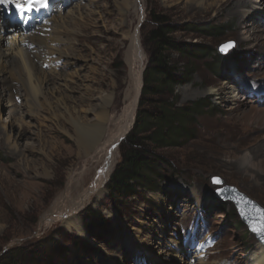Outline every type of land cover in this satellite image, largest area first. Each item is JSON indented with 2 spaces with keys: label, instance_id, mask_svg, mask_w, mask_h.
I'll list each match as a JSON object with an SVG mask.
<instances>
[{
  "label": "rangeland",
  "instance_id": "rangeland-1",
  "mask_svg": "<svg viewBox=\"0 0 264 264\" xmlns=\"http://www.w3.org/2000/svg\"><path fill=\"white\" fill-rule=\"evenodd\" d=\"M67 1V6L63 7V1L50 0L49 5H55L49 14L51 21L59 13H64L66 19L73 16L78 2L82 6L90 5L91 10H96L94 17H97L111 6L116 10L118 3L133 4L136 0ZM141 2L142 19L140 12L126 22L118 16L115 23L106 25L112 35L108 37L111 43L106 41L108 47L103 55H99L98 42L84 41L83 50L81 46L63 45L82 56L74 61L73 66L63 67L64 61L53 65L57 66V75L65 77L60 78L61 82L67 79L63 83L70 88L66 94L72 96L75 103L88 91L85 104L77 106L78 110L70 115L60 112V116L56 112L58 117L54 116L47 105L41 108L33 104L20 84L12 88L14 96L11 101L17 106L23 104V109L15 110L13 102L0 100V257L14 248L46 242L48 244L44 247H37L29 253L26 264H151L143 253V245L159 254L162 260H175V264H250L257 246L261 245L240 222L235 206L217 200L215 192L222 186L213 185L212 180L216 177L223 180L224 185L238 189L264 209V0ZM152 13L166 18L168 24L176 28L171 34L175 42L202 47L204 54L202 59L198 57L190 61L178 51L166 50L167 62L178 68L179 75L191 66L195 74L189 83L176 86L172 95L167 92L147 94L141 108L152 110L155 100L173 103L177 108L201 100L209 103V108L206 107L193 124L187 125L188 129H195L194 135L183 139L177 146L155 150L150 143L145 144L150 152L179 166V172L172 178L166 173V181L157 180L160 187L152 192L142 191V197L129 201L123 212H118L109 201L108 181L103 199H94L77 214L85 233H75L65 226L64 221L48 223L42 229V218L52 211L55 202L65 193L70 174L87 170L83 179L87 185L100 167V160L89 162L83 154L77 134L79 124L89 125L96 120L97 114L89 109L100 106L102 91H110L121 79L125 65L120 51L125 43L121 44L123 26L134 29L140 25L146 70L154 49L148 41L154 28ZM0 16L4 20L1 12ZM7 22L9 26L15 25ZM189 24L220 27L223 32L217 37H208L185 29ZM15 27L17 36L22 38L20 41L32 37L21 33L17 25ZM89 28H92L91 32L78 35L79 39L95 34V28ZM72 35L68 39H74ZM229 42L234 43V48L225 55L220 54V47ZM217 55L225 62L214 68L211 63ZM42 70L50 72L51 68L44 66ZM99 75L106 78L104 90L97 86ZM143 81L145 83L144 74ZM24 128L28 132L15 139L14 134L17 135L19 130L23 132ZM5 132L9 135L6 136ZM9 136L10 142L7 140ZM16 141L22 148L20 153L15 150ZM122 142L113 171L121 161ZM246 152L256 156L259 168L241 165L240 159ZM3 174L7 176L3 177ZM77 192L73 188L71 194L61 198V204L71 205ZM89 207L99 211L108 223L89 228V221L83 216ZM183 234L187 237L191 234L195 245L189 255L180 260L177 256L182 254L172 252L178 236L183 237ZM167 250L170 254L166 253Z\"/></svg>",
  "mask_w": 264,
  "mask_h": 264
},
{
  "label": "bare ground",
  "instance_id": "bare-ground-1",
  "mask_svg": "<svg viewBox=\"0 0 264 264\" xmlns=\"http://www.w3.org/2000/svg\"><path fill=\"white\" fill-rule=\"evenodd\" d=\"M61 1H63V7H66L68 1ZM241 3L243 4V2ZM46 4V7H39V5H37L39 10H33L32 12L25 13L23 18H21V16L17 14L15 9L11 6H9L7 9L0 10L4 20L9 21L11 25H17L18 30L21 33L32 35V37H28L20 41L22 38L17 36L18 34L15 25L9 26L8 22L2 20L0 16V100L9 101L10 103L13 102L11 101V98L14 96L12 93V88L15 87V84H20L22 91L25 92L26 96L30 98V101L33 104H38L41 108H43L44 105H47L51 109V112H53L54 116L58 117L56 112H58L59 116L60 112H65L70 115L76 111L77 106L84 105L88 92L86 90L85 94H83L81 99H79L78 102L76 101V103L74 102V99L71 98L72 96L70 97L68 96L69 94H66V92L70 90L69 87L63 84L67 79L65 81L63 80L64 82L62 83L61 80L65 77L62 78L61 75H57V66L53 67V65L55 63L57 65L59 61H64L63 67L73 66L74 61L82 58V56L77 54V52H72L71 49L64 48L63 45L70 44L73 47L81 46V49L83 50L85 46L84 41L98 42L96 44H99L98 46L101 50L99 55H103L108 47L106 41L108 40V37L112 35L106 29V25L115 23L118 16L119 19L122 18L125 20L124 22H126V20L131 16L139 15L140 12L142 13L140 16L142 19L143 9L141 0H136L133 4L123 2L116 5V10L114 8L115 6H111V8L109 7V9L103 12L102 15L94 17L96 15V10H91L90 5L82 6V4L78 2L76 4L77 11L73 16L69 15V17L66 19V16L64 18V13H59V15H56L53 21H51L52 19L49 17V13L53 7L52 5H49L50 0H46ZM137 8L139 10V12L137 11L138 14L136 12ZM69 12L71 13V11ZM91 26L95 28V34L91 37L85 36L86 38L83 37L79 39L78 35H84L85 33L91 32L92 28H89ZM50 28H52L51 33L49 32ZM125 28L128 29L129 27H122L121 33L123 39L121 44L124 42L125 43L122 45V49L119 48L121 55H123L125 60V65L121 70V79L119 82L117 81L115 84H113V87H110L111 89L109 88L110 91H102V96L100 97V106L89 109L93 114H97L96 120L89 125L80 123L79 131L78 133L76 132L78 134L79 144L84 149L83 154L85 155V158L88 159V161L96 159L99 162L100 160V167H97L92 181H89L87 185L83 180L85 172L87 171L86 169V171L82 170L81 173L74 171L70 174L65 193L62 194L55 202L52 211L48 212L42 218V229H45L48 223L50 224L56 221H64V224L68 229L73 230L78 234L85 233L82 223L78 222L79 217L77 214L87 204L92 203L94 199L101 201L106 194L105 187L110 180L115 163L117 161L116 158L119 145L132 129L137 115L143 89V73L146 66V54L140 40L139 26L135 27L134 29L131 28L132 30L128 29L127 32L124 31ZM70 34L74 35V39H68ZM93 37L96 38V40L93 39ZM108 42L110 44L111 40H108ZM44 66L50 67L51 71H43L42 69ZM98 77L99 79L97 80V86L99 89L104 90V86H106V78L103 75H99ZM60 78L62 79L60 80ZM47 85H49V87H47ZM68 101L72 102V104L69 105L70 103L68 104ZM13 106L15 107V110L23 109V104L17 106L13 102ZM32 107L33 106L29 108ZM27 132V128H24L23 132H20L19 130L17 135L14 134V138L16 139L18 137L20 139ZM8 135L9 133H6V136ZM6 139L7 138H5V140ZM7 140L10 142L11 137L9 136V139ZM14 147L16 151L19 153L21 152L22 148H19L17 141L15 142ZM256 161V156L250 152L244 153L240 159L241 165L245 167L249 166L251 169H256V167H258ZM90 167L91 166H89L88 169ZM7 172L5 171V173ZM245 172L248 173L250 171L245 170ZM253 174L254 173H252L251 176H254ZM5 176L7 175L3 174V177ZM24 178L27 179L28 177ZM73 188L78 191L76 199L73 200L71 205L63 206L61 204V198H66V194H71ZM17 204L18 203H16V205ZM169 240L175 241L171 239ZM178 240L175 241V251L172 252V254H182L179 257L177 256V258L183 260L184 257L189 255V250L193 248L192 246L195 245V239L194 237H191V234H189L188 237L184 236L183 234V237L178 236ZM142 249L144 251L143 253L147 255L151 264H175V260H169V262L164 259L162 260L159 254L154 253V251H151V249L144 245L142 246ZM166 253L170 254L169 250H167ZM167 254H165V256H168ZM250 264H264L263 245L257 246Z\"/></svg>",
  "mask_w": 264,
  "mask_h": 264
},
{
  "label": "trees",
  "instance_id": "trees-1",
  "mask_svg": "<svg viewBox=\"0 0 264 264\" xmlns=\"http://www.w3.org/2000/svg\"><path fill=\"white\" fill-rule=\"evenodd\" d=\"M151 21L154 24L153 30L149 33V42L154 49L150 53L149 64L144 71V88L142 90L139 109L135 125L121 145V161L113 171L107 185L108 198L118 212L126 211L129 201L142 197V191H154L160 187L157 180L166 181L169 177H175L179 172V166L173 162L150 152L145 146L150 143L155 150L177 146L183 139L195 133V129H188V124H193L196 117L209 108L206 100H201L181 108L175 107L173 103H165L160 100L153 101L154 108L144 111V97L147 94H161L167 92L172 95L174 88L190 82L194 69L188 67L186 72L179 75L178 68L167 62L166 50H174L187 56L189 60L203 58L202 47L177 43L171 38L176 28L169 25L166 18L153 14ZM192 33H200L208 37H217L223 30L210 25L189 24L185 27ZM222 56L217 55L211 63L214 68L225 61ZM203 111V112H202ZM151 178V181L149 180ZM234 213V212H233ZM88 220V227H100L108 222L99 211L89 207L83 215ZM79 241L78 238H74ZM46 242H39L27 247L11 249L0 257V264H26L29 253L37 247H44ZM28 257V258H27Z\"/></svg>",
  "mask_w": 264,
  "mask_h": 264
},
{
  "label": "water",
  "instance_id": "water-1",
  "mask_svg": "<svg viewBox=\"0 0 264 264\" xmlns=\"http://www.w3.org/2000/svg\"><path fill=\"white\" fill-rule=\"evenodd\" d=\"M139 28H140V25H139ZM228 44H231L232 46L222 50L223 46L228 45ZM233 48H234V43L229 42V43L222 45L219 49V52L220 54L225 55ZM144 71H145V68H144ZM143 84H144V81H143ZM135 121H136V118L134 120V124L132 128L135 125ZM219 180L221 181L220 184L214 183V178L212 180L213 185L222 186L221 189H218L215 192V196L217 200L223 203H232L235 206L240 222L245 225L247 230L250 232V234H252L255 237L257 242L264 246V236L258 234L256 231H253V227L259 225L260 217H261V214L264 213V209L260 205H258L255 201L250 199L248 196L241 193L238 189L234 187L226 186L224 185L223 180L221 179Z\"/></svg>",
  "mask_w": 264,
  "mask_h": 264
},
{
  "label": "snow or ice",
  "instance_id": "snow-or-ice-1",
  "mask_svg": "<svg viewBox=\"0 0 264 264\" xmlns=\"http://www.w3.org/2000/svg\"><path fill=\"white\" fill-rule=\"evenodd\" d=\"M46 7V0H0V10L7 9L9 6L15 9L17 14L24 17L25 13L32 12L33 10H39L37 7ZM231 44L223 46V49L231 47ZM214 183L220 184L219 178H214ZM222 191V190H221ZM253 231L264 236V213L261 214L260 222L258 226L253 227Z\"/></svg>",
  "mask_w": 264,
  "mask_h": 264
}]
</instances>
